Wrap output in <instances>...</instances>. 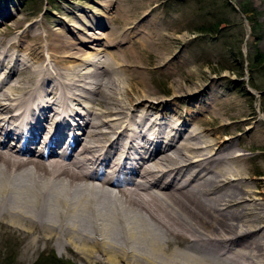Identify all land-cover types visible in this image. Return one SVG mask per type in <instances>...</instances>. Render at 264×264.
<instances>
[{
  "label": "bare ground",
  "instance_id": "obj_1",
  "mask_svg": "<svg viewBox=\"0 0 264 264\" xmlns=\"http://www.w3.org/2000/svg\"><path fill=\"white\" fill-rule=\"evenodd\" d=\"M125 1L117 11L112 0H93L94 9L79 10L72 22L56 19L59 30L42 22V33L32 20L22 27L25 19L5 24L21 27V52L11 51L14 43L0 45V239L23 243L17 250L25 257L56 249L85 264H264V191L251 188L264 178L248 175L249 157L228 147L232 135L201 144L195 138L206 132L192 130L181 115L160 131L164 119L150 111L164 113L166 101L147 99L140 54L162 42L147 26L143 36L135 33L141 29L132 20L148 2ZM115 11L123 25L132 23L104 34L100 28ZM124 43L122 57L109 55L121 80L102 75L95 97L86 95L87 79L99 76L93 70L101 60L93 52L103 47L110 54ZM120 83L131 89L124 102L108 91ZM192 91L176 84L175 96ZM73 102L93 105L82 111ZM72 113L84 118L76 124L83 140L71 135L65 117ZM140 126L153 137L140 135ZM8 139L18 146L5 149ZM257 142L264 145V137ZM107 162L109 175L86 168ZM122 169L124 183L115 176Z\"/></svg>",
  "mask_w": 264,
  "mask_h": 264
},
{
  "label": "rangeland",
  "instance_id": "obj_2",
  "mask_svg": "<svg viewBox=\"0 0 264 264\" xmlns=\"http://www.w3.org/2000/svg\"><path fill=\"white\" fill-rule=\"evenodd\" d=\"M112 1L117 11L127 4L125 0ZM135 1L148 2V7L139 8L135 21L132 20L137 25L135 30L141 29L135 33L139 34L138 37L143 36V27L147 26L162 42L155 50L141 49L143 72L140 77L151 90L147 99L166 101L161 105L164 113L159 112L162 117L173 120V115H181L182 120L187 118V126L193 125L192 130L196 127L195 132H206L190 140L195 138L201 142L213 138L218 142L232 135L233 144L228 147L236 148L237 152L249 157L244 163L248 175L264 178V145L257 142L258 135L264 137V95L260 94L264 91V0ZM9 9L7 16H0V45L14 43L11 51L20 53L16 45L20 42L17 36L21 27L12 31L5 24L25 19L22 27L32 20L36 22L35 30L42 33L43 23L59 30L61 26L56 19L72 22L75 13L83 14L79 10L94 9V4L93 0H0V11ZM117 11L100 28L104 29V34L111 27L123 31L132 23L123 25L119 22ZM142 31L144 33L141 34ZM124 33L133 35V32ZM128 46L127 43L116 44L106 50L110 54L103 52V47L93 52L98 53L96 58L101 60L98 69L93 70L99 76L87 79L84 84L86 95L95 97L93 92L102 87L103 76L121 80L123 72L112 68L114 65L109 55L117 52L122 57L123 51L118 49ZM84 65L86 70L93 68ZM85 69L81 67V72ZM3 75L1 73V79ZM124 84L120 83L115 93L112 88L108 89L112 98L117 97L124 102L125 93L129 95L131 92L130 87ZM176 84L193 91L189 96H175ZM172 98L175 100L169 103ZM87 104L82 102L77 107L85 111L84 107L93 105L91 102ZM171 109H174L173 115ZM244 118L248 119L242 123ZM251 188L264 191V182L255 183ZM22 244L15 238L0 239V264H85L68 253L59 256L56 249L25 257L17 250Z\"/></svg>",
  "mask_w": 264,
  "mask_h": 264
}]
</instances>
